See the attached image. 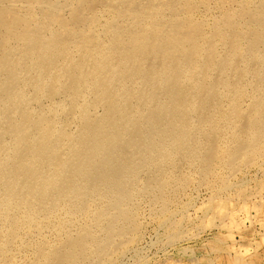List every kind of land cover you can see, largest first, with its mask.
Segmentation results:
<instances>
[{
  "label": "bare ground",
  "instance_id": "obj_1",
  "mask_svg": "<svg viewBox=\"0 0 264 264\" xmlns=\"http://www.w3.org/2000/svg\"><path fill=\"white\" fill-rule=\"evenodd\" d=\"M257 163L264 0H0V264H122L148 212L174 245Z\"/></svg>",
  "mask_w": 264,
  "mask_h": 264
},
{
  "label": "rangeland",
  "instance_id": "obj_2",
  "mask_svg": "<svg viewBox=\"0 0 264 264\" xmlns=\"http://www.w3.org/2000/svg\"><path fill=\"white\" fill-rule=\"evenodd\" d=\"M257 165L234 176L236 186L219 195L205 188L184 193L175 216L182 237L174 245L169 229L147 210L143 239L122 264H137V256L146 264H264V164Z\"/></svg>",
  "mask_w": 264,
  "mask_h": 264
}]
</instances>
